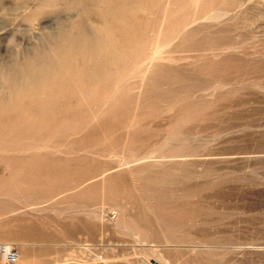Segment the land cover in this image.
<instances>
[{"label": "rangeland", "instance_id": "rangeland-1", "mask_svg": "<svg viewBox=\"0 0 264 264\" xmlns=\"http://www.w3.org/2000/svg\"><path fill=\"white\" fill-rule=\"evenodd\" d=\"M2 245L264 264V0H0Z\"/></svg>", "mask_w": 264, "mask_h": 264}, {"label": "built area", "instance_id": "built-area-1", "mask_svg": "<svg viewBox=\"0 0 264 264\" xmlns=\"http://www.w3.org/2000/svg\"><path fill=\"white\" fill-rule=\"evenodd\" d=\"M0 253L8 263H14L17 261L18 254L11 246L2 245Z\"/></svg>", "mask_w": 264, "mask_h": 264}, {"label": "water", "instance_id": "water-1", "mask_svg": "<svg viewBox=\"0 0 264 264\" xmlns=\"http://www.w3.org/2000/svg\"><path fill=\"white\" fill-rule=\"evenodd\" d=\"M151 263H152V264H161L160 262H158V261H156V260H153V259L151 260Z\"/></svg>", "mask_w": 264, "mask_h": 264}, {"label": "clouds", "instance_id": "clouds-1", "mask_svg": "<svg viewBox=\"0 0 264 264\" xmlns=\"http://www.w3.org/2000/svg\"><path fill=\"white\" fill-rule=\"evenodd\" d=\"M4 30H5V29H4ZM4 30H3V31H4ZM14 39H15V38H14V37H12V38H10L9 40L11 41V40H14Z\"/></svg>", "mask_w": 264, "mask_h": 264}, {"label": "bare ground", "instance_id": "bare-ground-1", "mask_svg": "<svg viewBox=\"0 0 264 264\" xmlns=\"http://www.w3.org/2000/svg\"><path fill=\"white\" fill-rule=\"evenodd\" d=\"M0 249H1V246H0Z\"/></svg>", "mask_w": 264, "mask_h": 264}]
</instances>
